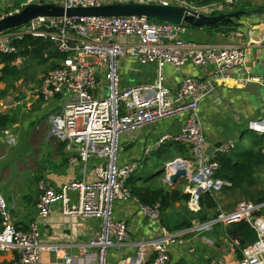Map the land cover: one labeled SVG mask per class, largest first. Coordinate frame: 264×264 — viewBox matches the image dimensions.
Instances as JSON below:
<instances>
[{"label":"built area","instance_id":"built-area-1","mask_svg":"<svg viewBox=\"0 0 264 264\" xmlns=\"http://www.w3.org/2000/svg\"><path fill=\"white\" fill-rule=\"evenodd\" d=\"M6 1L15 4V12L27 5L42 3H53L66 8L102 5V0ZM129 2L176 5L207 16H216L240 8L247 0H226L204 7H196L187 0ZM188 27L186 24L151 21L144 16L43 17L0 35V57L16 54V43L27 36L49 39L62 56L59 60L60 67L49 70L42 77L41 84L32 87L31 92L44 102L61 95L70 97L60 112L50 116L52 133L77 146V156L72 159V163L86 164L92 159L98 163L94 167L95 179L92 182L74 181L59 189L41 180L38 185L40 196L37 207L43 219L48 218L60 203L66 216L100 220L99 235L80 250L82 255L93 257L91 264H108L109 250L117 244H125L130 236L128 224L116 220L113 206L117 201L134 197L129 181L143 167V159L121 162L122 133L135 131L160 120L186 115L181 133L178 136L165 133L157 145L175 141L191 149L193 161L186 162L189 183L185 188V193L190 195L189 208L193 212H199L202 195L220 191L224 186L230 185L214 177L218 165L206 150V138L198 108L202 101L216 92L218 80L229 78L231 70L244 64L246 50L239 45L213 47L187 42L183 36ZM125 57L134 58L144 66L155 64L158 69L157 80L151 84L123 87L120 60ZM210 62L216 67L213 77L185 78L175 93L164 85L162 72L166 66L180 69L187 64L201 67ZM248 82L249 79H243L240 84L246 85ZM261 82L264 83V80ZM29 88L23 82L22 89ZM248 129L258 138H264V118L249 121ZM236 146V142L230 140L219 149V153L228 154ZM150 151L147 150L145 155ZM193 164H197L198 168L194 169ZM168 168L167 178L173 173V167ZM71 193L77 195L76 204L72 202ZM140 208L149 220L160 227L163 237L151 247L140 246L134 264H168L169 248L175 245L187 246L185 236L189 230L179 234L171 233L162 224L159 204L151 207L140 203ZM262 210L264 203L256 205L241 202L235 212L221 213L217 219L200 229L217 224L229 226L244 221L250 223L258 232V240L242 250V258L238 264H264V222L255 219V214H260ZM0 216L5 224V229L0 234V250L16 253L11 264H41L44 246L38 225L33 224L28 231L17 229L11 222L10 210L1 196ZM226 242L232 247H239L237 240ZM92 248L96 250L94 255L90 252ZM52 249L64 264H73L74 259L62 247L53 246ZM189 252L193 254L195 250L190 247ZM216 264L226 263L219 261Z\"/></svg>","mask_w":264,"mask_h":264},{"label":"crops","instance_id":"crops-1","mask_svg":"<svg viewBox=\"0 0 264 264\" xmlns=\"http://www.w3.org/2000/svg\"><path fill=\"white\" fill-rule=\"evenodd\" d=\"M129 1L102 0V4ZM15 8L13 2L0 0V14L15 12ZM240 8H264V1L247 0ZM189 28L191 27H188L187 33L183 36L187 42L213 47L239 45L246 50L244 64L231 70L229 78L218 80L216 92L202 101L198 108L206 138V150L214 160L219 150L211 154V149L216 144L221 142L225 144L230 140L236 142L238 138L243 137L249 121L264 118V83L261 82L264 80V25L252 26L246 33L234 34L191 28L190 34L202 38V42L188 40ZM215 72L216 67L213 62H210L201 67L187 64L180 69L166 66L162 73L164 85L175 93L185 78H211ZM120 76L122 86L126 88L151 84L158 78V69L155 64L144 66L134 58L125 57L120 60ZM42 77L36 83H27L30 86L27 90H23V82L18 81L15 88L7 91L6 82H0V115H8L10 120L8 127L0 128V196L5 200L10 210L11 222L17 229L28 231L33 224L38 225L41 243L44 246L41 264H64L52 249L53 246L62 247L74 259L73 264H91L93 257L82 255L80 250L99 235L100 220L91 217L66 216L62 212L60 203L54 207L48 218L43 219L39 215L38 185L41 180L59 189L74 181L92 182L95 179L94 167L98 163L94 159L86 164L72 163V159L77 156V146L59 139L52 133L50 116L60 112L70 97L61 95L49 102H44L35 96L31 88L39 86ZM243 79H249V82L246 85L240 84ZM185 118L186 115H179L157 121L135 131L122 133L120 136L121 162L144 160L155 148H160L166 143H176L179 144L177 145L178 155L164 166V176L168 167H172L171 164L177 161H184L185 169L188 171L187 163L193 161L191 149L188 146L175 141L157 145L160 137L165 133L178 136L184 126ZM250 141L241 147H247ZM147 150L151 151L145 155ZM143 170L134 175L137 185L154 179L170 186L165 183L164 176L158 173L160 170L144 176ZM188 183L189 180L186 178L170 188L181 187L185 193ZM70 197L76 204V193H71ZM136 199L133 197L129 200L117 201L113 206L116 220L125 221L128 224L130 236L125 244H117L109 250L108 264H134L140 246L151 247L163 237L160 227L143 214L140 208L141 202H136ZM221 213L231 214L233 211L225 210ZM169 215V220L172 222L171 229L174 221L186 217L181 203H176ZM258 216H261V213ZM262 220L264 222V218ZM206 223L193 221V227L187 229L189 232L185 236L187 246H171L168 251V264H216L219 261H224L226 264L239 263L240 258L236 252L238 247H232L226 242L232 239L223 234H216L213 231L215 226L200 229ZM4 229L5 224L0 216V234ZM187 230L169 231L179 234ZM190 247L195 250L193 254L189 252ZM90 252L94 255L96 250L92 248ZM15 258V252L0 250V264H11Z\"/></svg>","mask_w":264,"mask_h":264},{"label":"trees","instance_id":"trees-1","mask_svg":"<svg viewBox=\"0 0 264 264\" xmlns=\"http://www.w3.org/2000/svg\"><path fill=\"white\" fill-rule=\"evenodd\" d=\"M187 1L196 7H204L223 3L226 0ZM16 46L18 48L16 54L0 57V65H2L0 82H6L7 91L15 88L18 81L28 76V67L23 66V60L26 58H32L42 65H47L50 69L60 67L59 60L62 56L49 39L27 36L22 41L17 42ZM20 63L22 65L18 66ZM9 123L8 115H0V128L8 127ZM214 162L218 165L214 177L230 185L224 186L220 191L202 195L201 208L198 213L189 209L190 195L184 193L181 187L172 189L170 186L154 180L153 177V180L145 181L141 185H137L135 176L131 178L129 185L132 195L144 205L153 207L159 204L162 224L171 231L190 229L193 227L194 220L199 223H206L217 219L221 211L234 212L240 202L243 201L256 205L264 203V138L252 139L247 147L237 146L228 154L218 153L214 156ZM176 203H181L186 217L174 221V226L171 229L172 222L169 220V212L174 209ZM261 216H264V210H262ZM213 231L216 234H223L232 240L239 241L236 252L240 259L242 258V250L258 240L257 231L246 221L226 227L223 224H217Z\"/></svg>","mask_w":264,"mask_h":264},{"label":"water","instance_id":"water-1","mask_svg":"<svg viewBox=\"0 0 264 264\" xmlns=\"http://www.w3.org/2000/svg\"><path fill=\"white\" fill-rule=\"evenodd\" d=\"M147 17L151 21L170 23L175 25L186 24L194 29H210L216 32L234 34L246 33L252 26L264 25V8L245 9L238 8L220 13L216 16H207L186 7L163 4H144L138 2H118L102 4L95 7L66 8L53 3L30 4L17 12H7L0 18V35L20 28L38 18H62V17ZM224 145L216 144L211 149L214 154ZM172 175L164 176L163 168L158 173L164 176V181L170 186L179 184L188 177L185 162H174ZM198 168L197 164L193 165ZM259 214H255L258 217Z\"/></svg>","mask_w":264,"mask_h":264},{"label":"rangeland","instance_id":"rangeland-1","mask_svg":"<svg viewBox=\"0 0 264 264\" xmlns=\"http://www.w3.org/2000/svg\"><path fill=\"white\" fill-rule=\"evenodd\" d=\"M4 16L0 14V18ZM192 32L191 28H189V32L187 34L188 40L190 41H201L202 38L190 34ZM24 67H28V76L25 79L20 80L19 82H25V83H36L42 76H44L50 68L47 67V65H42L41 63L33 60L32 58H26V60H23ZM23 62H21L23 64ZM21 64V65H22ZM18 82V83H19ZM252 138H257L256 134L252 131H250L248 128L244 130V135L242 138H238L236 140L237 146L241 147L242 145L247 144ZM179 144L173 143H166L165 145L161 146L160 148H155L153 152L148 156L145 157L143 160V167L145 164V169L143 170V167L140 169V171H137L134 175L139 174L142 170V175L148 173L156 172L157 170H162L164 166L167 164V162L171 161L174 157H176L178 154V146ZM210 213H213L212 211H209ZM196 213V212H194ZM198 213V212H197ZM264 218V216H256L255 219H261ZM214 220V219H213Z\"/></svg>","mask_w":264,"mask_h":264}]
</instances>
